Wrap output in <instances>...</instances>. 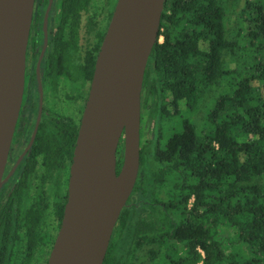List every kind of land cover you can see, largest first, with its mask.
Masks as SVG:
<instances>
[{
    "label": "trees",
    "instance_id": "trees-1",
    "mask_svg": "<svg viewBox=\"0 0 264 264\" xmlns=\"http://www.w3.org/2000/svg\"><path fill=\"white\" fill-rule=\"evenodd\" d=\"M158 36L103 264H264V0H166Z\"/></svg>",
    "mask_w": 264,
    "mask_h": 264
},
{
    "label": "water",
    "instance_id": "water-1",
    "mask_svg": "<svg viewBox=\"0 0 264 264\" xmlns=\"http://www.w3.org/2000/svg\"><path fill=\"white\" fill-rule=\"evenodd\" d=\"M165 3L118 2L96 61L74 150L68 199L48 264L104 263L139 176L141 94ZM33 6L34 0H0V188L24 95Z\"/></svg>",
    "mask_w": 264,
    "mask_h": 264
},
{
    "label": "flooded vegetation",
    "instance_id": "flooded-vegetation-1",
    "mask_svg": "<svg viewBox=\"0 0 264 264\" xmlns=\"http://www.w3.org/2000/svg\"><path fill=\"white\" fill-rule=\"evenodd\" d=\"M118 2L34 0L24 95L0 188V264H48L96 61Z\"/></svg>",
    "mask_w": 264,
    "mask_h": 264
},
{
    "label": "rangeland",
    "instance_id": "rangeland-1",
    "mask_svg": "<svg viewBox=\"0 0 264 264\" xmlns=\"http://www.w3.org/2000/svg\"><path fill=\"white\" fill-rule=\"evenodd\" d=\"M236 19H232V22L234 21L235 22ZM242 44H244V41H242Z\"/></svg>",
    "mask_w": 264,
    "mask_h": 264
}]
</instances>
